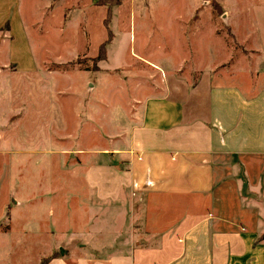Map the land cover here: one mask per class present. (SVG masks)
<instances>
[{
  "label": "rangeland",
  "instance_id": "rangeland-1",
  "mask_svg": "<svg viewBox=\"0 0 264 264\" xmlns=\"http://www.w3.org/2000/svg\"><path fill=\"white\" fill-rule=\"evenodd\" d=\"M98 1L106 0H19L26 35L13 33L10 44L0 33V264H41L68 247L70 263L75 253L110 243L106 223L122 206L94 199L83 157L119 134L124 112L151 93L148 85L194 81L191 68L208 62L202 48L223 47L228 22L238 39L251 28L253 44L264 47V0H121L107 27ZM27 51L39 63L31 73L15 69ZM263 196L264 189L256 193ZM119 215L117 234L127 226Z\"/></svg>",
  "mask_w": 264,
  "mask_h": 264
},
{
  "label": "crops",
  "instance_id": "crops-1",
  "mask_svg": "<svg viewBox=\"0 0 264 264\" xmlns=\"http://www.w3.org/2000/svg\"><path fill=\"white\" fill-rule=\"evenodd\" d=\"M19 6L0 0V33L10 44L13 33L26 35ZM227 24L223 47L202 48L208 62L191 68L194 81L148 85L151 93L124 112L119 134L106 135L104 148L78 152L88 156L83 178L94 199L122 208L106 223L110 243L87 247L70 263L264 264V196L256 197L264 189V88L255 72L264 47L253 44L251 28L240 40ZM237 51L239 60L226 66ZM18 58L19 71L38 67L28 51ZM244 203L256 207L246 212ZM118 215L127 225L120 234ZM72 252L47 264H70Z\"/></svg>",
  "mask_w": 264,
  "mask_h": 264
},
{
  "label": "trees",
  "instance_id": "trees-1",
  "mask_svg": "<svg viewBox=\"0 0 264 264\" xmlns=\"http://www.w3.org/2000/svg\"><path fill=\"white\" fill-rule=\"evenodd\" d=\"M120 1L121 0H106L105 1V4L103 3V2H97V5L98 6H105V8H106V10H107V12H106V17H105V19H104V26H106L107 27V23L109 22V19H110V9L112 8V7H114V6H117V5H119V3H120ZM100 51L102 52V51H104V47H101L100 48ZM99 51V52H100ZM54 256H56V254L55 255H52V256H49V257H47V258H45V259H42L41 260V264H47L48 263V261H50L52 258H54Z\"/></svg>",
  "mask_w": 264,
  "mask_h": 264
},
{
  "label": "water",
  "instance_id": "water-1",
  "mask_svg": "<svg viewBox=\"0 0 264 264\" xmlns=\"http://www.w3.org/2000/svg\"><path fill=\"white\" fill-rule=\"evenodd\" d=\"M61 250V256H64L65 255V251L63 249H60Z\"/></svg>",
  "mask_w": 264,
  "mask_h": 264
}]
</instances>
